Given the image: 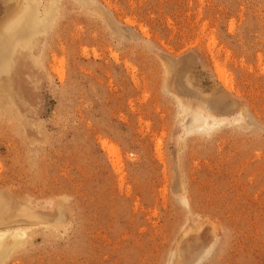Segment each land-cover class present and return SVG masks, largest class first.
I'll return each instance as SVG.
<instances>
[{
	"label": "rangeland",
	"instance_id": "1",
	"mask_svg": "<svg viewBox=\"0 0 264 264\" xmlns=\"http://www.w3.org/2000/svg\"><path fill=\"white\" fill-rule=\"evenodd\" d=\"M52 4L0 70V194L37 217L4 264H264V0Z\"/></svg>",
	"mask_w": 264,
	"mask_h": 264
},
{
	"label": "bare ground",
	"instance_id": "2",
	"mask_svg": "<svg viewBox=\"0 0 264 264\" xmlns=\"http://www.w3.org/2000/svg\"><path fill=\"white\" fill-rule=\"evenodd\" d=\"M48 1L50 3L49 2L47 3L51 5V3L54 4L55 0H48ZM20 2L18 3L19 5L16 7L17 8L16 11L12 10L14 11L13 12L14 14L11 17L8 15L7 20L4 18L5 20L4 23L1 21L3 24L0 26V70L10 65L11 62L10 56L13 50H18L19 48H25L29 51L32 49V47L34 46V39L32 38V35L34 33L35 35H38L40 32L41 33H43V31L45 32L47 30L45 26L46 24L45 21H47L46 18L48 17V19L51 20L50 15L53 16L54 11H56V9H54V11H51L50 8H52V6H50V8L46 7L45 9V6L47 4L42 5L40 0H21ZM49 4L47 6H49ZM52 21L50 24H52ZM47 23L49 24V21ZM20 50H18V52ZM30 56L32 57L31 54ZM32 58L34 59L35 57L33 56ZM34 62H36V58L34 59ZM218 72L221 76H225L222 75V73H224L222 70L221 71L219 70ZM223 80H224L223 82H225L224 78ZM10 87H9V92H10ZM2 89L0 86V92H2ZM8 95L10 96V94ZM179 102L180 100H178V108H181L180 105L181 104L183 105V103L182 102L179 103ZM191 105H192L191 109L185 108L183 106L182 107L183 110H181L187 116L188 114L190 115L189 124L187 128H185L186 130L185 133L186 132L195 133L196 130H200V131H204L203 134H205L209 132L208 130H210L211 132V130L215 126H219L222 122L226 121V118H217L213 114L209 113L208 110L207 111L205 110L204 112L201 109H195L196 107H193V103ZM199 105L201 106V104ZM201 107L203 108V106ZM231 121L232 120H230V122ZM101 144L103 147H107L108 152L115 157V155L117 154V150L115 149L114 146H107L105 141H102ZM33 218H37V217L34 213L30 212V210H28L27 207L22 206V207L13 208L11 205H9L7 198H5V196L0 194V264H4L12 252H14L17 248H20L24 243H27V236H28L27 231L32 228L30 227V225L27 224H29ZM51 229H53V227Z\"/></svg>",
	"mask_w": 264,
	"mask_h": 264
}]
</instances>
